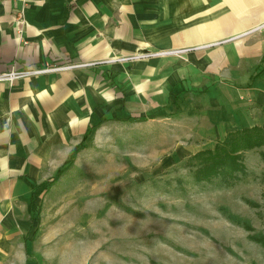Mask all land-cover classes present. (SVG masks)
I'll list each match as a JSON object with an SVG mask.
<instances>
[{"label": "crops", "instance_id": "1", "mask_svg": "<svg viewBox=\"0 0 264 264\" xmlns=\"http://www.w3.org/2000/svg\"><path fill=\"white\" fill-rule=\"evenodd\" d=\"M18 5L0 0V73L152 54L0 80V264H29L28 175L43 157L40 139L27 141V134L64 139L98 117L90 105L111 94L144 101L152 111L183 91L198 95L195 111L207 112L217 140L264 128V0H29L25 43L15 31ZM188 45L193 49L183 57L155 54Z\"/></svg>", "mask_w": 264, "mask_h": 264}, {"label": "rangeland", "instance_id": "2", "mask_svg": "<svg viewBox=\"0 0 264 264\" xmlns=\"http://www.w3.org/2000/svg\"><path fill=\"white\" fill-rule=\"evenodd\" d=\"M180 48L172 54L193 45ZM119 56L54 67L150 57L112 59ZM195 96L183 91L147 111L144 101L111 94L90 105L98 117L64 139L26 133L40 139L43 157L28 175L29 264H264V146L237 151L235 166L199 172L202 154H192L229 146L215 148L221 134L206 111H195Z\"/></svg>", "mask_w": 264, "mask_h": 264}, {"label": "trees", "instance_id": "3", "mask_svg": "<svg viewBox=\"0 0 264 264\" xmlns=\"http://www.w3.org/2000/svg\"><path fill=\"white\" fill-rule=\"evenodd\" d=\"M229 134L230 135L227 141H218L215 145V148H217V145L221 142L223 145H228L229 148L224 147L221 151L205 149L197 151L191 155L194 156L199 153L202 154L198 155V157L200 156L198 159L202 164L199 172H211L212 170H215L218 166H220H217L218 162H224L222 165L227 167H232L233 165L235 166L236 164L233 160V155L237 151H242L255 146H264V128H243L230 132Z\"/></svg>", "mask_w": 264, "mask_h": 264}, {"label": "built area", "instance_id": "4", "mask_svg": "<svg viewBox=\"0 0 264 264\" xmlns=\"http://www.w3.org/2000/svg\"><path fill=\"white\" fill-rule=\"evenodd\" d=\"M12 1H17L19 3L15 13H14V22H15V31L16 33L20 36V41L22 43H25L26 40H24L21 37V34L23 32V27H24V9L25 6L27 5L28 0H12ZM185 51L182 48H171V49H166L163 51H158L155 54H172V53H177V52H182ZM151 52L147 51H140V52H135L128 54L126 56H119V57H112L118 60H124V59H131L132 57L136 58L138 56H144V55H151ZM99 61H93L92 63H97ZM91 62H84V63H76V64H70L69 66H65L66 68L71 67V66H80V65H86V64H92ZM55 69H58L57 67L51 66L46 69H38V68H33V69H28L27 71L23 70H10L7 72L0 73V80H8L12 81L13 79L19 78L24 75H30V74H36V73H41L45 71H53Z\"/></svg>", "mask_w": 264, "mask_h": 264}]
</instances>
